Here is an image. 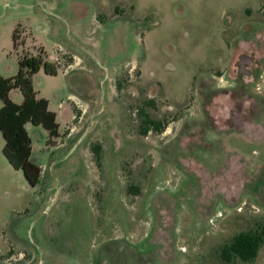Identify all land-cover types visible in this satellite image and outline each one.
I'll return each instance as SVG.
<instances>
[{
  "label": "rangeland",
  "instance_id": "1",
  "mask_svg": "<svg viewBox=\"0 0 264 264\" xmlns=\"http://www.w3.org/2000/svg\"><path fill=\"white\" fill-rule=\"evenodd\" d=\"M41 45L58 71L41 68L36 86L53 106L74 93L70 125L82 144L99 143L97 131L114 117L141 132L142 107L167 121L163 131L173 127L163 140L179 155L177 172L165 184L191 199L213 230L207 249L194 244L197 253L182 264H264V239L251 260L219 256L235 233L264 227V0H0V65L11 68ZM68 116L60 114L62 132L50 141L67 138ZM87 168L101 171L98 163ZM18 173L0 163V223H9L0 225V264H34L31 253L41 264H100L93 202L79 211L62 199L45 207L46 178L25 188ZM6 187L22 193L13 211ZM157 236L168 242L170 233Z\"/></svg>",
  "mask_w": 264,
  "mask_h": 264
},
{
  "label": "crops",
  "instance_id": "2",
  "mask_svg": "<svg viewBox=\"0 0 264 264\" xmlns=\"http://www.w3.org/2000/svg\"><path fill=\"white\" fill-rule=\"evenodd\" d=\"M17 69L18 57L11 68L0 65V73L5 76L14 74ZM40 69L33 74V84L38 95L46 97L48 107L56 112L58 135L49 136L46 128L31 121H27L25 126L31 138L30 159L41 168L38 183L46 178L45 207L62 199L79 211L78 208L88 203V200L93 202L91 225L102 241L100 264H182L185 256H191L194 250L197 253L194 244H200L202 250L207 249L213 233L211 223L208 219L205 223L198 208H189L193 202L191 199L176 194L178 187H173L172 183L165 184L169 176L177 172L174 171V157L177 158L178 154L175 151L173 154L166 152L167 145L163 140L173 127L168 126L165 131L156 133H151V129L140 132L114 117L110 126L103 125L96 133L100 143L101 171L88 175L87 166L94 165L97 168V163L90 143L82 144L83 139H78L79 135L75 133V125H70L75 116L70 105V94L74 93L69 92L66 101H58L53 106L54 98L36 86ZM9 95L16 102L23 99L22 91L17 86L10 89ZM62 112H70L64 124L66 129L69 128L67 138L50 141V138L56 139L62 132L59 121ZM82 117L80 114L78 120ZM39 134L43 136L42 141ZM3 144L0 130V163L5 170L19 172L15 180L19 178L21 187H37V183L32 185L25 177L21 179L22 170L9 163L2 152ZM243 145L236 143L234 147L240 150L256 149L249 143ZM8 188L4 190L5 196L12 201L10 210L13 211L14 205L20 204L22 193L16 188ZM39 196L35 202L37 199L42 200ZM162 216L169 219L164 221ZM8 224L7 220L0 223L2 227ZM47 225L51 232L57 227L53 218ZM158 232H169V241L159 238ZM183 245H188V249L181 250L180 246ZM79 255L85 259L87 251L84 249ZM31 259L34 264H41L39 255L31 253Z\"/></svg>",
  "mask_w": 264,
  "mask_h": 264
},
{
  "label": "trees",
  "instance_id": "3",
  "mask_svg": "<svg viewBox=\"0 0 264 264\" xmlns=\"http://www.w3.org/2000/svg\"><path fill=\"white\" fill-rule=\"evenodd\" d=\"M17 33L18 27H15L11 34L14 46L17 45ZM40 68L48 74H56L58 71L57 63L48 59L42 45L38 52L23 51L18 55V69L14 74L5 76L0 73V130L4 138L2 152L14 168L22 170L24 177L32 185L38 183L41 168L30 159L31 138L25 124L27 121L41 124L48 130L49 136L58 135L59 126L56 112L48 107V99L38 95L33 84V74ZM16 86L23 94L21 102L14 101L9 95L10 89ZM144 103L156 105L152 97L146 98ZM140 113L143 115L144 125L141 132L148 129L161 131L167 125L165 119L151 117L143 107L140 108ZM91 148L99 164L100 143L92 144ZM263 239V226L259 229L241 230L219 246V256L226 262L234 258L251 260L256 256Z\"/></svg>",
  "mask_w": 264,
  "mask_h": 264
},
{
  "label": "built area",
  "instance_id": "4",
  "mask_svg": "<svg viewBox=\"0 0 264 264\" xmlns=\"http://www.w3.org/2000/svg\"><path fill=\"white\" fill-rule=\"evenodd\" d=\"M221 214V213H220Z\"/></svg>",
  "mask_w": 264,
  "mask_h": 264
}]
</instances>
